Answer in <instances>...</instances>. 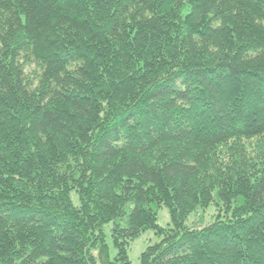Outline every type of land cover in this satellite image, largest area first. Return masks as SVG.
Returning a JSON list of instances; mask_svg holds the SVG:
<instances>
[{
	"label": "trees",
	"instance_id": "16d2710c",
	"mask_svg": "<svg viewBox=\"0 0 264 264\" xmlns=\"http://www.w3.org/2000/svg\"><path fill=\"white\" fill-rule=\"evenodd\" d=\"M147 229L138 264H264V0H0V264Z\"/></svg>",
	"mask_w": 264,
	"mask_h": 264
},
{
	"label": "rangeland",
	"instance_id": "374dc122",
	"mask_svg": "<svg viewBox=\"0 0 264 264\" xmlns=\"http://www.w3.org/2000/svg\"><path fill=\"white\" fill-rule=\"evenodd\" d=\"M251 149L252 148L248 149V151ZM72 198L74 203L77 204L76 195L72 194ZM215 208L216 206L211 204L204 210L203 209L197 210L196 214L189 216V219L186 221L187 225L194 227V226L205 225L206 223L210 222L213 218L214 213L216 212V210H214ZM169 222L170 219H169L168 209L163 206L157 208V223L162 227H167ZM110 226H111L110 223L106 224L103 227V231L105 233V240L108 245L109 257L113 259L116 256V249L112 244ZM159 240H160V236L155 234L153 230L147 229L143 231L137 238L129 242L128 251H127L129 260L133 264H138L140 253L148 245L154 244Z\"/></svg>",
	"mask_w": 264,
	"mask_h": 264
}]
</instances>
